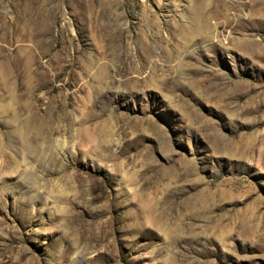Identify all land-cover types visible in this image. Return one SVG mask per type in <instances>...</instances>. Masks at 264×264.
<instances>
[{
  "label": "rangeland",
  "instance_id": "obj_1",
  "mask_svg": "<svg viewBox=\"0 0 264 264\" xmlns=\"http://www.w3.org/2000/svg\"><path fill=\"white\" fill-rule=\"evenodd\" d=\"M0 264H264V0H0Z\"/></svg>",
  "mask_w": 264,
  "mask_h": 264
}]
</instances>
